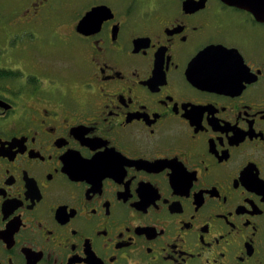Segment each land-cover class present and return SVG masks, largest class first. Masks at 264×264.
<instances>
[{"label":"flooded vegetation","instance_id":"af4514ba","mask_svg":"<svg viewBox=\"0 0 264 264\" xmlns=\"http://www.w3.org/2000/svg\"><path fill=\"white\" fill-rule=\"evenodd\" d=\"M260 3L30 1L29 56L0 64V264H264Z\"/></svg>","mask_w":264,"mask_h":264},{"label":"rangeland","instance_id":"374dc122","mask_svg":"<svg viewBox=\"0 0 264 264\" xmlns=\"http://www.w3.org/2000/svg\"><path fill=\"white\" fill-rule=\"evenodd\" d=\"M30 1L31 0H0V64H7V61L9 63H16L19 60L27 59L29 56L28 52L20 50L18 44H8V39L9 35L13 34H15L14 39H22V36H18L20 30L14 25V22L29 17L28 8ZM43 38L46 42L48 41L47 34H44ZM63 56L64 55H57L52 57V59L58 60V62L61 63H68L67 57Z\"/></svg>","mask_w":264,"mask_h":264},{"label":"water","instance_id":"95a60500","mask_svg":"<svg viewBox=\"0 0 264 264\" xmlns=\"http://www.w3.org/2000/svg\"><path fill=\"white\" fill-rule=\"evenodd\" d=\"M224 1H231V0H224ZM256 1V0H251ZM260 1V5H250L249 6V10H251L252 12H254V14L257 17H264V0H258ZM191 1H187V3H190ZM105 7H97V8H93L91 11L87 12L85 14V16L82 18V20L79 22V26H78V31H83L84 26H87L89 24V22L94 19L95 17H102V16H97ZM105 10H107V8H105Z\"/></svg>","mask_w":264,"mask_h":264}]
</instances>
